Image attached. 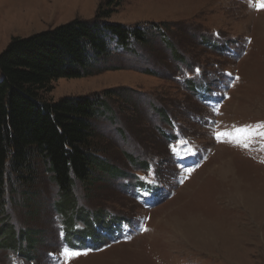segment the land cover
Listing matches in <instances>:
<instances>
[{
  "label": "rangeland",
  "instance_id": "rangeland-1",
  "mask_svg": "<svg viewBox=\"0 0 264 264\" xmlns=\"http://www.w3.org/2000/svg\"><path fill=\"white\" fill-rule=\"evenodd\" d=\"M108 2L109 21L141 26L149 45L124 51L109 36L110 60L44 97L114 91L93 121L112 171L64 200L40 166V197L8 206L28 239L0 247V264H65V248L86 253L68 264H264L260 0H0V54L13 38L94 19ZM235 128H247L243 143L217 140Z\"/></svg>",
  "mask_w": 264,
  "mask_h": 264
},
{
  "label": "trees",
  "instance_id": "trees-1",
  "mask_svg": "<svg viewBox=\"0 0 264 264\" xmlns=\"http://www.w3.org/2000/svg\"><path fill=\"white\" fill-rule=\"evenodd\" d=\"M111 5H101L94 19L13 38L0 54V247L23 248L28 239L11 223L8 206L27 209L40 197V187L36 190L42 181L40 166L64 200L96 172L112 171L95 146L93 121L108 110L114 91L59 101L44 97L53 82L85 78L110 60L109 36L124 51H131L134 42L149 45L150 37L141 26L109 21ZM159 26L163 27H153ZM174 51V61H180L178 50Z\"/></svg>",
  "mask_w": 264,
  "mask_h": 264
},
{
  "label": "snow or ice",
  "instance_id": "snow-or-ice-1",
  "mask_svg": "<svg viewBox=\"0 0 264 264\" xmlns=\"http://www.w3.org/2000/svg\"><path fill=\"white\" fill-rule=\"evenodd\" d=\"M258 9H264V0H260V3L257 5ZM246 133H247V128H235L233 132H222V133H217L216 138L218 141H221L222 138L228 137L230 142L233 143H243V140L246 139ZM244 147H247V144H243ZM81 254H86V253H81L79 251H74L65 248L61 255L64 257L65 264H68V261L71 259L81 255Z\"/></svg>",
  "mask_w": 264,
  "mask_h": 264
}]
</instances>
